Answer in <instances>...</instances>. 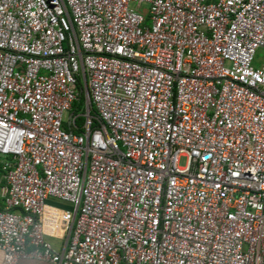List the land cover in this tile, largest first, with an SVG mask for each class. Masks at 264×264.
Segmentation results:
<instances>
[{"label": "built area", "instance_id": "1", "mask_svg": "<svg viewBox=\"0 0 264 264\" xmlns=\"http://www.w3.org/2000/svg\"><path fill=\"white\" fill-rule=\"evenodd\" d=\"M259 49L264 0H0V264H264Z\"/></svg>", "mask_w": 264, "mask_h": 264}, {"label": "rangeland", "instance_id": "2", "mask_svg": "<svg viewBox=\"0 0 264 264\" xmlns=\"http://www.w3.org/2000/svg\"><path fill=\"white\" fill-rule=\"evenodd\" d=\"M142 8L143 9H148L149 8V5L147 4H143L142 5ZM253 65L255 67H261L262 65H264V49H259L257 52H256V55H255V60L253 62ZM185 160L182 159V164H184ZM51 204L53 205H57L59 207H68L69 204L66 203V202H63V201H60V200H56V199H52L49 201ZM49 241L51 242V244L57 248L59 246V241L54 239V238H49ZM20 264H49V263H45V262H41V261H37V260H22L20 262Z\"/></svg>", "mask_w": 264, "mask_h": 264}, {"label": "trees", "instance_id": "3", "mask_svg": "<svg viewBox=\"0 0 264 264\" xmlns=\"http://www.w3.org/2000/svg\"><path fill=\"white\" fill-rule=\"evenodd\" d=\"M85 101V94H84V91L81 92V95H80V103H79V107L83 105V102ZM83 121L82 118L79 119V123H81ZM2 164L0 162V189L1 187L4 185V181H1L2 180Z\"/></svg>", "mask_w": 264, "mask_h": 264}]
</instances>
